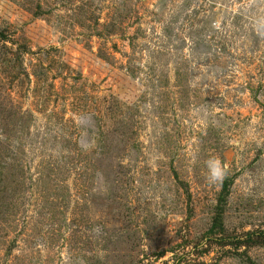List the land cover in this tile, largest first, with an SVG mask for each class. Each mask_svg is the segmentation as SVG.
Wrapping results in <instances>:
<instances>
[{
	"label": "rangeland",
	"instance_id": "obj_1",
	"mask_svg": "<svg viewBox=\"0 0 264 264\" xmlns=\"http://www.w3.org/2000/svg\"><path fill=\"white\" fill-rule=\"evenodd\" d=\"M0 264H264V0H0Z\"/></svg>",
	"mask_w": 264,
	"mask_h": 264
},
{
	"label": "clouds",
	"instance_id": "obj_2",
	"mask_svg": "<svg viewBox=\"0 0 264 264\" xmlns=\"http://www.w3.org/2000/svg\"><path fill=\"white\" fill-rule=\"evenodd\" d=\"M205 164L207 168L206 180L210 184H215L223 179L226 174V165H224L218 158H209Z\"/></svg>",
	"mask_w": 264,
	"mask_h": 264
}]
</instances>
